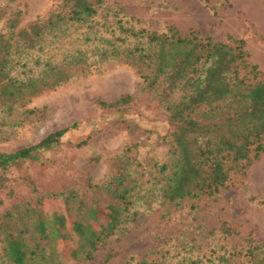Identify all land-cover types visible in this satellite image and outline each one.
Returning a JSON list of instances; mask_svg holds the SVG:
<instances>
[{"label": "rangeland", "instance_id": "1", "mask_svg": "<svg viewBox=\"0 0 264 264\" xmlns=\"http://www.w3.org/2000/svg\"><path fill=\"white\" fill-rule=\"evenodd\" d=\"M52 6V0H0V33H6L7 38L9 21L17 16L11 41L31 42L37 17ZM119 24L157 31L174 25L182 32L195 29L226 42L228 35L243 37L250 60L264 72V0H211L209 4L205 0H105L95 16V29L106 36ZM81 31L71 28L66 34L49 38L38 54L60 57L64 49L81 46L89 50L88 66L72 67L74 75L69 81L34 96L25 108L36 109L35 113L25 117L20 109L7 117L0 112V150L4 151L25 147L59 127L75 124L61 138V150L45 152L44 164L31 168L29 178L16 179L20 174L17 170L0 171V182H5L0 186V215L14 204L32 203L48 191L100 185L117 164L128 159L136 168L134 182L139 184L135 189L139 192L135 220L123 223L92 259L77 261L82 243L66 204L63 200L48 201L46 211L54 220L56 232L49 260L59 264H138L143 258L157 264H220L212 259L243 249L247 237L261 241L264 152L244 175H232L229 186L216 200H201L194 209L187 203L178 209L162 205L149 188L157 176V163L167 158V113L141 88L133 66L104 58L101 49L94 48V41L81 38ZM36 54L35 50L13 52L18 64L12 73L23 78V63L35 59ZM125 93L132 99L122 110L103 109L97 103ZM81 140L85 143L76 146ZM127 147L124 161L118 162L115 157ZM87 196L103 201L92 208L87 222L98 227L110 219L114 207L104 193L88 191ZM108 253L111 257L106 259ZM240 260L232 264H244Z\"/></svg>", "mask_w": 264, "mask_h": 264}, {"label": "trees", "instance_id": "2", "mask_svg": "<svg viewBox=\"0 0 264 264\" xmlns=\"http://www.w3.org/2000/svg\"><path fill=\"white\" fill-rule=\"evenodd\" d=\"M52 1L53 6L37 17L31 42L11 41L17 16L9 21V36L0 33V40L4 38L0 46V112L5 116H13L20 109L25 117L35 113L36 109L25 108L34 96L69 81L74 75L72 67L88 66L89 50L81 46L64 49L60 57L38 54L49 38L81 28V38L94 41V48L101 49L104 58L133 66L141 88L167 113V158L157 163V176L149 188L162 205L178 209L187 203L194 209L201 200L214 201L229 186L232 175H244L262 155L264 72L250 60L243 37L228 35L226 42L201 35L195 29L182 32L174 25L157 31L124 24L105 36L94 25L105 0ZM33 50L37 53L35 59L23 63L25 76L14 75L12 69L18 62L13 52ZM131 99V94L125 93L97 103L103 109L119 111ZM74 125L59 127L17 150H0V171L17 170L20 174L16 179L29 178L31 168L44 164L45 152L61 150V138ZM83 143L85 140L76 146ZM127 150L128 147L115 157L118 162L124 161ZM117 165L100 185L89 183L83 189L48 191L32 203H16L7 208L0 215V263L59 264L48 259L56 235L54 220L46 211L51 200L66 204L82 243L77 261L92 259L123 223L134 221L138 214L134 207L139 184L132 177L136 168L128 159ZM4 183L0 182V186ZM88 191L104 193L114 207L110 219L94 228L87 222L92 208L103 201L88 199ZM224 231L230 233L228 228ZM110 257L108 253L106 259ZM239 258L244 264H264V238L256 242L249 236L243 249L217 255L211 261L232 264ZM138 264L157 263L142 258Z\"/></svg>", "mask_w": 264, "mask_h": 264}]
</instances>
